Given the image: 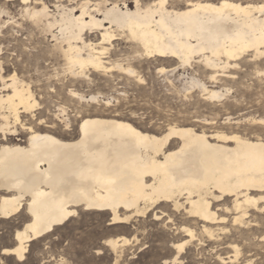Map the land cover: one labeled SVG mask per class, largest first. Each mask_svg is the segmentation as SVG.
<instances>
[{"label": "bare ground", "instance_id": "6f19581e", "mask_svg": "<svg viewBox=\"0 0 264 264\" xmlns=\"http://www.w3.org/2000/svg\"><path fill=\"white\" fill-rule=\"evenodd\" d=\"M15 1L49 31L58 29L54 37L61 38L59 47L73 74L109 69L105 58L110 46L105 44L115 39L113 24L149 57L186 65L198 55V62L213 70V80L219 70L236 66L243 54L264 56V1L193 0L170 10L167 0H158L145 9L106 7L103 18L90 11L88 2L81 13L68 7L58 18L42 0H0ZM33 2L42 7L31 10ZM86 28L100 29L101 41H86ZM16 73L7 80L0 76L5 91L0 92V218L25 211L27 219L16 229L14 245L3 248L2 254L24 261L31 242L80 210L108 212L110 224L129 223L151 211L156 220L167 216L173 222L174 213L180 212L186 218L175 225L185 237L174 244L172 262L181 260L188 245L207 236L233 251L214 253L222 264H256L258 256L257 264H264V235L255 234L264 224V134L255 133L260 127L264 130V115L250 117L257 124L250 131L237 127L231 133L179 123L151 132L128 120L103 116L82 118L76 131L35 128L23 124L21 113L32 111L37 99ZM195 83L210 98L223 96ZM18 124L26 140L17 136ZM241 227L254 235H248L242 249L234 238ZM130 243L126 236L107 240L115 251Z\"/></svg>", "mask_w": 264, "mask_h": 264}, {"label": "rangeland", "instance_id": "374dc122", "mask_svg": "<svg viewBox=\"0 0 264 264\" xmlns=\"http://www.w3.org/2000/svg\"><path fill=\"white\" fill-rule=\"evenodd\" d=\"M42 1L54 17L59 18L60 12L68 7H75L81 13L82 5L88 2L90 11L103 18L106 7L117 5L123 10L126 7L135 10L139 5L145 9L158 0ZM189 1L193 0H167L166 7L179 10ZM235 1L257 3L264 0ZM33 6L42 7L41 3L33 2L31 10ZM3 9L5 12L0 15V76L7 80L17 72L20 79L27 81L38 102L32 111L21 113L26 126L76 131L82 118L103 116L128 120L151 132H163L170 123H179L194 124L199 130L231 133L237 127L250 131L257 126L250 117L264 115V56L255 57L253 52L243 54L236 66L225 72L219 70L218 78L213 80L210 78L213 70L198 62V55L186 65L177 59L149 57L127 32L113 24L115 39L105 44L110 46L105 58L109 61V69L87 68L85 74H73L59 47L61 38L54 37L58 29L49 31L44 22H37L19 1L0 2V10ZM106 25L111 23L106 21ZM101 32L98 28H86L83 37L88 42L98 43ZM118 65L132 67L137 72L130 73ZM195 81L221 91L223 96L210 98ZM3 89L0 77V92L4 94ZM94 96L96 98H92ZM18 127L17 136L26 140L27 134L20 124ZM255 133L264 134V130L260 127ZM110 218L108 212L80 210L49 234L31 242L24 261L2 254L1 250L14 245L16 229L25 223L26 212L0 218V264H164L167 259L171 264H222L214 253L218 250L224 255L233 252L227 245L220 246L202 236L201 241L195 240L187 246L180 255L181 260L172 262L176 254L174 244L185 237L175 224L182 223L185 215L176 212L174 221L170 222L167 216L156 220L151 211L145 217H136L124 224H110ZM234 229L231 227V233ZM248 229L241 227L236 232L239 234L234 238L239 246L248 241L249 236L254 237ZM260 230L255 231L257 237L259 233L264 235V224ZM119 236L131 238V243L115 251L107 245V240ZM220 237L223 239L224 235ZM259 260L260 256L255 257L254 262L257 264Z\"/></svg>", "mask_w": 264, "mask_h": 264}]
</instances>
